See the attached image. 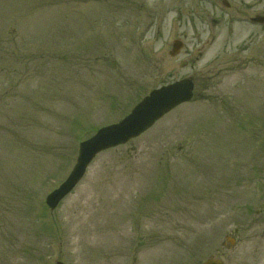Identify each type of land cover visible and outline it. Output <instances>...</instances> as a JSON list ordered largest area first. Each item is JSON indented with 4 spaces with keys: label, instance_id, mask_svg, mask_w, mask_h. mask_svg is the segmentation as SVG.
<instances>
[{
    "label": "rangeland",
    "instance_id": "1",
    "mask_svg": "<svg viewBox=\"0 0 264 264\" xmlns=\"http://www.w3.org/2000/svg\"><path fill=\"white\" fill-rule=\"evenodd\" d=\"M256 16L264 0H0V264H264ZM185 78L191 102L46 206L81 142Z\"/></svg>",
    "mask_w": 264,
    "mask_h": 264
},
{
    "label": "water",
    "instance_id": "2",
    "mask_svg": "<svg viewBox=\"0 0 264 264\" xmlns=\"http://www.w3.org/2000/svg\"><path fill=\"white\" fill-rule=\"evenodd\" d=\"M253 22L264 23V18L258 17ZM182 47L180 42L175 43L171 56L177 55ZM193 90L194 82L191 79H185L153 91L121 123L100 130L95 137L82 143L73 171L59 189L47 197L48 207L55 210L60 202L76 188L98 154L139 137L166 113L181 103L191 100ZM205 264H223V262L209 259Z\"/></svg>",
    "mask_w": 264,
    "mask_h": 264
},
{
    "label": "bare ground",
    "instance_id": "3",
    "mask_svg": "<svg viewBox=\"0 0 264 264\" xmlns=\"http://www.w3.org/2000/svg\"><path fill=\"white\" fill-rule=\"evenodd\" d=\"M100 155H101V154H100ZM100 155H99V156H100ZM76 188H77V187H76ZM76 188H75V189H76ZM74 191H75V190H74ZM74 191H73V192H74ZM73 192H72V193H73ZM72 193H71V194H72ZM71 194H70V195H71ZM70 195H69V196H70ZM66 198H67V197H66ZM66 198H65V199H66ZM65 199H64V200H65ZM72 220H73V219H72ZM74 223H76V221H75Z\"/></svg>",
    "mask_w": 264,
    "mask_h": 264
},
{
    "label": "flooded vegetation",
    "instance_id": "4",
    "mask_svg": "<svg viewBox=\"0 0 264 264\" xmlns=\"http://www.w3.org/2000/svg\"><path fill=\"white\" fill-rule=\"evenodd\" d=\"M263 184H264V180H263ZM263 189H264V186H263ZM263 192V196L262 197H264V191H262Z\"/></svg>",
    "mask_w": 264,
    "mask_h": 264
}]
</instances>
